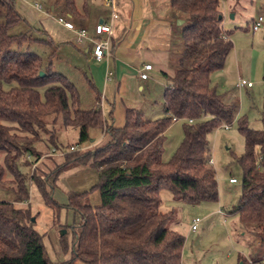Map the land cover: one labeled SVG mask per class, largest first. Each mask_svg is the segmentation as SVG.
<instances>
[{
    "label": "trees",
    "instance_id": "1",
    "mask_svg": "<svg viewBox=\"0 0 264 264\" xmlns=\"http://www.w3.org/2000/svg\"><path fill=\"white\" fill-rule=\"evenodd\" d=\"M65 3L76 11L75 0ZM0 4L6 7L0 20V188L12 190L15 201L22 202L30 198V181L56 214L63 207L73 213L70 245L61 237L62 249L71 257L54 262L31 208L0 200V264H181L185 236L170 225L175 210L160 209L162 190L192 205L218 201L209 136L237 114V106L212 81L233 49L230 36L222 35V1L171 0L186 22L178 66L162 71L164 114L152 120L140 109L127 108L122 127L110 123L100 105L82 109L77 86L53 71L51 62L44 66L37 53L19 50L33 38L29 32H9L24 18L14 0ZM235 9L230 3L229 11ZM174 116L185 121L184 138L172 158L164 160ZM262 123L255 129L246 117L239 120L245 139V152L238 157L242 190L230 212L238 217L240 233L258 245L242 264H264V111ZM69 129L77 131L75 145L60 141L59 132ZM94 130L101 131V140L87 147L95 141ZM54 149L64 152L62 162L49 171L33 167V158L48 157ZM80 165L98 172L94 188L100 192L99 205L89 202V191L69 190L66 204L54 197L62 173Z\"/></svg>",
    "mask_w": 264,
    "mask_h": 264
},
{
    "label": "rangeland",
    "instance_id": "2",
    "mask_svg": "<svg viewBox=\"0 0 264 264\" xmlns=\"http://www.w3.org/2000/svg\"><path fill=\"white\" fill-rule=\"evenodd\" d=\"M225 2L228 4L227 13L225 11L228 19L226 20L228 22L226 29L229 31L235 50L231 56L233 58L230 72L228 70L225 73V67L215 71L212 73V81L221 92L226 90V92L224 91L225 95L227 94L225 99L233 100V104L237 106V111L238 108H241V111L239 114L236 112L238 115L236 114L230 129L218 128L209 136L211 158L214 162L213 166L218 181V201L192 205L177 198L172 191L162 190L160 209L164 212L171 209L175 210L170 225L185 236L181 264H241L243 259L248 260L249 256L258 248L257 242L252 237L240 233L238 217L230 210L238 205L242 190L243 170L238 157L245 152V139L239 131V120L246 117L250 127L255 129L263 127L264 72L262 73L261 70L264 63V26L259 31H253L252 22L259 15L264 16V0H224ZM76 3L81 9L83 0H76ZM224 3H222V7L225 10ZM230 3L236 6L234 19L230 17ZM14 4L24 21L12 27L9 32L11 34L29 32L33 38L19 47V50L37 53L41 56L44 66L51 62L53 71L68 76L78 88L82 109L97 107L100 103V100L98 105L96 103L99 89L96 88L95 90L90 85V81L93 82L90 66L92 67L93 64L87 62L85 56L77 50V46L70 43V39L67 40L66 37L69 32L64 31L62 25L57 22L59 17H65L68 14L65 0H14ZM35 4L41 5L42 9H36ZM52 6H55V9L52 10ZM106 8L109 12L110 8ZM5 13L6 7L0 4V20L4 19ZM185 22L180 25L177 21L175 22L173 37L174 44H177L182 50ZM253 47L254 54L251 57ZM235 51H238L239 60L242 67H245V71H248L249 65L252 63L254 93H247L243 90L240 95L237 90L230 89L232 76H235L237 71ZM173 62L174 66H178L177 59H174ZM78 67L86 71L87 74L84 75ZM150 77L145 91L140 89V85L136 92L142 98L148 93V90L153 95V99L144 106L145 113L143 112V115L145 118L154 120L163 116L165 89L160 82H165V79L157 67L151 72ZM13 85L15 84L5 85V88L8 89ZM100 92L102 93V91ZM235 95H237V102ZM184 125V120H178L172 122L168 128L164 141V160L171 159L183 141ZM59 135L61 142L70 145H75L78 136L75 129H69V132L65 134L60 131ZM92 136L95 141L87 147L97 146L102 133L94 130ZM75 149L79 148L75 147ZM33 161L36 163L33 167L37 166L38 169L49 171L62 162V155H50L40 160L33 158ZM230 178H236L237 182H230ZM98 182V172L94 167L89 165L72 167L62 173L54 197L59 203L66 204L69 190L89 191V202L94 206L99 205L101 203L100 192L94 188ZM28 184L29 200L16 202L14 192L4 188H0V200L13 201L17 207L29 206L32 210V216L35 217V228L43 234V241L51 259L54 262L69 259L71 252H64L61 237L65 236L70 245L72 240L70 227L73 221L72 211L63 207L59 214H56L51 207L45 204L35 184L30 181ZM219 204L226 211L224 216L214 212ZM196 217L201 220L198 223V228L192 230L191 225Z\"/></svg>",
    "mask_w": 264,
    "mask_h": 264
},
{
    "label": "crops",
    "instance_id": "3",
    "mask_svg": "<svg viewBox=\"0 0 264 264\" xmlns=\"http://www.w3.org/2000/svg\"><path fill=\"white\" fill-rule=\"evenodd\" d=\"M115 1L118 17L113 22L111 40L112 55L107 60H91L89 43L78 45L75 42V33L62 27L64 31L69 32L66 37L67 40L70 39V43L77 46V50L85 56L87 62L93 64L92 67L90 66V73L95 87L99 89V94H101L100 104L104 115L107 116L108 121L114 126L122 127L125 124L127 108H136L144 112V106L153 99V95L149 93V90L143 98L136 92L140 85V89L145 91L150 80L140 78L139 70L144 65L151 64L152 69L148 71L150 74L156 67L161 72L167 71L170 73L176 67L173 65V60L177 59L178 61L182 53V48L173 42L175 22L177 21L178 23L181 19L185 21V16L176 9L174 11L171 0ZM75 6L76 11L72 12L68 10L67 15L71 17L78 27L88 29L92 36H95V25L98 22L107 21L110 17V11H107L106 7L108 6L105 5V0H83L81 9L75 0ZM227 6L228 4L225 2V10L223 9L225 22L228 20L225 15V11L227 13L228 9ZM51 9H55V6H52ZM231 14H234L232 18L234 19L236 12ZM226 24L228 22L225 23L224 29L230 36L229 31L226 29ZM178 25L180 24L178 23ZM234 50L232 49L227 57L225 73L231 70L230 67L233 58L231 56H233ZM253 54L254 47L252 48L250 56L252 57ZM235 56L237 59L235 60L237 71L235 76H232L233 79H231L232 84H230V89L237 90L240 95L243 90L247 93H254L255 84L253 87H244L241 90L235 87V83L240 77L252 82L254 81L252 63H250L248 71H245V67H242L239 60L238 51H235ZM262 66L263 69L261 72L263 73L264 63ZM78 69L84 75L87 74L86 71H83L79 67ZM109 72L111 74L108 75ZM160 83L165 89V82L162 81ZM224 91L226 92V90ZM227 101L233 103V100L228 99ZM235 101H238L237 95H235ZM96 103L98 105L99 101L97 100ZM240 111L241 108H238V114ZM220 206L219 204L214 211L215 213H217Z\"/></svg>",
    "mask_w": 264,
    "mask_h": 264
},
{
    "label": "built area",
    "instance_id": "4",
    "mask_svg": "<svg viewBox=\"0 0 264 264\" xmlns=\"http://www.w3.org/2000/svg\"><path fill=\"white\" fill-rule=\"evenodd\" d=\"M221 1H222V3H224V0H221ZM105 5L110 8V17L107 21H101L95 25V29H94L95 30V36H92L91 33L88 31V29H86L84 27H78L74 23V21L71 19V17L68 15L65 17H63V16L59 17L57 19V22L59 24H61L64 28L75 33V42L78 45H83L85 43H89L90 48H91L90 59L95 60V61L107 60L112 55V50H111V42H112L111 40H112V31H113L112 26H113L114 20L117 19V17H118V13L116 10V1L115 0H105ZM35 8L41 10L42 6L39 4H35ZM225 23H226L225 18H223V21H222L223 33H222V35L224 37H228L227 32L224 29ZM263 26H264V16L259 15V17L252 22V29H253V31H259ZM151 69H152L151 64L144 65L139 70L140 77L142 79H149L150 75H149L148 71ZM109 74H111V73L109 72L108 75ZM108 75H107V78H108ZM253 85H254V83L252 81L247 80V79L242 78V77H240L235 83V87L237 89H240V90L243 89L244 87H253ZM173 120L178 121L181 119L174 116ZM233 122H231V123L223 122L220 125V128L230 129L233 125ZM71 150H75V147H71ZM63 153L64 152H58L57 150L54 149L51 151V153L49 155H56V154L62 155ZM43 157H45V156H43ZM210 163L214 164L212 158L210 159ZM229 181L234 183V182H237V179L236 178H230ZM217 212L219 214H221L222 216H224L226 213L222 207H219ZM200 220L201 219L199 217H196L195 219H193V223L191 225L192 230H196L198 228V223Z\"/></svg>",
    "mask_w": 264,
    "mask_h": 264
},
{
    "label": "water",
    "instance_id": "5",
    "mask_svg": "<svg viewBox=\"0 0 264 264\" xmlns=\"http://www.w3.org/2000/svg\"><path fill=\"white\" fill-rule=\"evenodd\" d=\"M230 17L233 18L234 17V14H231ZM183 22L184 21L182 19L178 21L179 24H182ZM41 74L43 75L44 72H41ZM32 221H35V217L32 218ZM241 264H242V262H241Z\"/></svg>",
    "mask_w": 264,
    "mask_h": 264
}]
</instances>
